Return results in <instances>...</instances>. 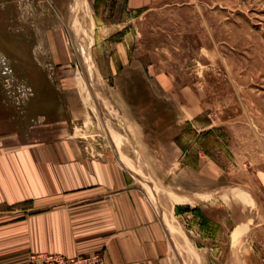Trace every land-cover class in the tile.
I'll return each instance as SVG.
<instances>
[{"label": "rangeland", "instance_id": "obj_1", "mask_svg": "<svg viewBox=\"0 0 264 264\" xmlns=\"http://www.w3.org/2000/svg\"><path fill=\"white\" fill-rule=\"evenodd\" d=\"M0 116L114 153L184 264H264V0H0Z\"/></svg>", "mask_w": 264, "mask_h": 264}, {"label": "crops", "instance_id": "obj_2", "mask_svg": "<svg viewBox=\"0 0 264 264\" xmlns=\"http://www.w3.org/2000/svg\"><path fill=\"white\" fill-rule=\"evenodd\" d=\"M11 124L0 116V264L97 252L108 264H184L169 217L114 153L78 146L61 119ZM181 204L176 219L198 212Z\"/></svg>", "mask_w": 264, "mask_h": 264}, {"label": "built area", "instance_id": "obj_3", "mask_svg": "<svg viewBox=\"0 0 264 264\" xmlns=\"http://www.w3.org/2000/svg\"><path fill=\"white\" fill-rule=\"evenodd\" d=\"M30 264H108L101 253L87 255L65 256L52 253H32L29 257Z\"/></svg>", "mask_w": 264, "mask_h": 264}, {"label": "bare ground", "instance_id": "obj_4", "mask_svg": "<svg viewBox=\"0 0 264 264\" xmlns=\"http://www.w3.org/2000/svg\"><path fill=\"white\" fill-rule=\"evenodd\" d=\"M70 8V7H69ZM72 14V10H70V14L69 16H71ZM77 14V13H76ZM68 19V18H67ZM77 19H79L78 14H77ZM67 21V20H66ZM80 21V19H79ZM74 38V37H73ZM85 51V49H84ZM86 54V53H85ZM89 55V54H88ZM87 71V70H86ZM89 96V95H88ZM98 99V98H97ZM101 111V110H100ZM100 121V120H99ZM103 121V120H102ZM111 134V133H110ZM111 136V135H110ZM113 137V136H112ZM112 140V139H111ZM114 140V139H113ZM244 197V196H243ZM175 202H182L181 198H175ZM242 228V227H241ZM244 229V228H243ZM241 232V229L239 227H235L233 234H232V239L235 242L237 240V238L239 237Z\"/></svg>", "mask_w": 264, "mask_h": 264}]
</instances>
